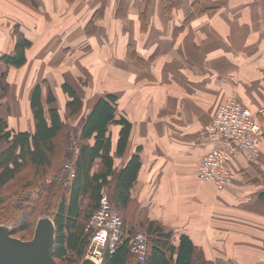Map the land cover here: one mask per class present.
Returning a JSON list of instances; mask_svg holds the SVG:
<instances>
[{
  "label": "crops",
  "instance_id": "obj_1",
  "mask_svg": "<svg viewBox=\"0 0 264 264\" xmlns=\"http://www.w3.org/2000/svg\"><path fill=\"white\" fill-rule=\"evenodd\" d=\"M163 8L162 0H0V51L11 52L16 23L32 40L26 63L9 71L6 117L31 129L38 83L43 98L50 86L65 100L63 81L89 101L114 95L117 116L131 123L116 166L140 158L131 204L169 227L174 243L187 235L214 264H264V0ZM231 92L259 125L260 159L228 160L235 179L218 190L198 166L209 149L205 128ZM119 129L110 128L114 142Z\"/></svg>",
  "mask_w": 264,
  "mask_h": 264
},
{
  "label": "trees",
  "instance_id": "obj_2",
  "mask_svg": "<svg viewBox=\"0 0 264 264\" xmlns=\"http://www.w3.org/2000/svg\"><path fill=\"white\" fill-rule=\"evenodd\" d=\"M190 3L194 10L200 11L199 0H190ZM162 5L169 14L182 5V0H162ZM192 15L189 14L186 21ZM11 37V52L0 51V212L13 206L9 211L10 233L34 231L38 216L46 214L55 226V259L59 264H79L92 235L86 223L104 191L122 219L123 235L113 251L108 247L104 249L101 264H214L187 235L181 234L174 243L169 227L143 217L137 205L131 204V189L140 158L133 153L123 166H116L115 157L123 156L126 151L131 123L117 116L114 95H99L85 106L83 96L69 82L63 81L60 89L66 99L60 110L51 87L47 86L43 98L38 83L32 88L28 104L31 129L10 126L6 117L8 111H1L3 104L7 109L10 106L8 74L10 69L26 63V49L32 44L18 23L12 26ZM75 117L81 123L77 129L72 128L70 137L68 120ZM112 125L120 126L115 142L110 130ZM70 140L74 141L72 145L68 144ZM73 150L74 175L55 176L44 183L43 178L58 171ZM35 187L42 191L38 206L24 209L11 203L13 197ZM258 197L264 200V188ZM136 226L142 227L147 235L146 255L142 261L136 259L128 244Z\"/></svg>",
  "mask_w": 264,
  "mask_h": 264
},
{
  "label": "built area",
  "instance_id": "obj_3",
  "mask_svg": "<svg viewBox=\"0 0 264 264\" xmlns=\"http://www.w3.org/2000/svg\"><path fill=\"white\" fill-rule=\"evenodd\" d=\"M259 125L253 113L244 107L235 92H231L211 116L206 128L205 139L209 149L198 166L201 180H209L216 189L221 190L232 184L235 174L226 165L231 158L242 154L249 162L258 163L260 149L256 144ZM73 146H71L72 148ZM68 177L74 175L73 164L64 165ZM122 219L111 204L108 194L102 192L97 207L92 212L86 229L92 235L87 245L84 258L101 264L103 251L108 247L113 251L123 235ZM129 249L138 261L146 255L147 237L145 233L135 232L128 239Z\"/></svg>",
  "mask_w": 264,
  "mask_h": 264
},
{
  "label": "water",
  "instance_id": "obj_4",
  "mask_svg": "<svg viewBox=\"0 0 264 264\" xmlns=\"http://www.w3.org/2000/svg\"><path fill=\"white\" fill-rule=\"evenodd\" d=\"M55 226L48 216L38 218L30 239H20L10 233V227L0 225V264H59L54 257ZM79 264H95L83 258Z\"/></svg>",
  "mask_w": 264,
  "mask_h": 264
},
{
  "label": "rangeland",
  "instance_id": "obj_5",
  "mask_svg": "<svg viewBox=\"0 0 264 264\" xmlns=\"http://www.w3.org/2000/svg\"><path fill=\"white\" fill-rule=\"evenodd\" d=\"M56 1V0H55ZM187 1V0H186ZM208 1V0H207ZM164 9V8H163ZM157 14V13H156ZM155 14V15H156ZM154 15V16H155ZM214 15H216V14H209L208 16H214ZM207 22H209V20L207 21ZM181 34H183V31H181ZM86 57V56H85ZM84 57V58H85ZM101 66L104 68V63H102L101 64ZM102 75H103V73H102ZM81 80H82V82H81V84H80V86H78V87H80V89L82 90V89H84V88H86L87 87V85H88V82H89V79H88V77L87 76H85L84 75V77H82L81 78ZM84 80V81H83ZM56 90H58V89H56ZM80 90V91H81ZM83 91V90H82ZM81 91V92H82ZM82 94H83V92H82ZM235 94L237 95V93L235 92ZM62 95V94H61ZM61 95H57V97H56V99H57V102H56V104L58 105V107H59V109L60 110H62L63 108V102H64V100H63V97H64V95H63V97L61 96ZM99 96V95H98ZM97 96V97H98ZM238 96V95H237ZM83 97H84V95H83ZM85 98V106H88L90 103H91V101H89L90 100V98H88V97H84ZM3 108V109H2ZM9 110V108L7 109L6 108V105L5 104H3V107H1V111L2 112H7ZM63 111H61V113H62ZM74 119V120H73ZM73 119H69L68 120V124H69V127H71V130H70V137H71V135H72V132H73V129L74 128H78V125L81 123L80 122V119L79 118H73ZM67 121V120H66ZM76 126V127H75ZM73 128V129H72ZM70 139V138H69ZM73 140H70V143H68V144H70V145H72L73 144ZM67 146V145H66ZM66 148H69V147H66ZM73 148V147H72ZM71 151V150H70ZM74 151L75 150H73L70 154H69V157L68 158H66L63 162H62V166H61V168L58 170V171H56V172H54V173H48L44 178H43V180H44V183H47V182H49L50 180H52V179H55L54 177L56 176H58V177H60V176H64V174L67 176L68 175V172L66 171V169H65V167H64V165L66 164V163H72V159H73V157H74ZM260 159V158H259ZM41 195H42V191H41V189H40V187H35V188H32V189H30L29 191H26L25 193H22L21 195H18V196H15V197H13L12 199H11V203L12 204H15L16 206H18V207H20V208H24V209H29L31 206H38L39 204H40V198H41ZM10 206H12V205H10ZM10 206H7V208H5L2 212H0V225L1 224H4V225H7L8 227H11V225H12V218H9V215H10V213H9V211H10ZM13 207V206H12ZM127 214H128V216L130 215L129 214V212H128V210H127ZM122 215V214H121ZM41 216H46V214H41L40 216H38V218L39 217H41ZM48 216V215H47ZM49 217V216H48ZM38 218H37V220H38ZM37 222V221H36ZM35 222V223H36ZM36 225V224H35ZM34 225V226H35ZM34 229H35V227H34ZM33 232L34 231H30L29 229H25V230H23V231H19V232H17V233H15V235H13V236H15V237H18V238H20V239H30L31 237H32V235H33ZM135 232H142V233H145V230L142 228V227H140V226H136L135 227V231H134V233ZM146 234V233H145ZM146 237H147V235H146ZM127 264H135L134 262H129V263H127Z\"/></svg>",
  "mask_w": 264,
  "mask_h": 264
}]
</instances>
